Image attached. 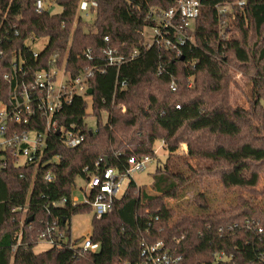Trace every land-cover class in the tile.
Segmentation results:
<instances>
[{"label": "trees", "instance_id": "obj_1", "mask_svg": "<svg viewBox=\"0 0 264 264\" xmlns=\"http://www.w3.org/2000/svg\"><path fill=\"white\" fill-rule=\"evenodd\" d=\"M42 1L38 12L37 0H0V101L10 103L15 83L4 76L19 58L27 79L55 67L72 77L90 71L92 95H75L56 112L41 163L20 165L0 151V264H142L143 244L157 242L169 264H264V206L255 201L264 195V186L256 189L264 175V0H202L194 42L180 46V55L165 45L173 36L151 47L144 36L154 26L149 11L162 14L176 0H98L88 16L81 0ZM30 37L47 39L37 58ZM107 49L138 54L117 68L108 65ZM230 66L251 86L248 108L229 102ZM46 121L39 114L10 130L44 131ZM60 129L84 140L67 147ZM157 141L169 153L185 145L186 157L158 165L149 187L132 179L105 215H94L97 251L75 248L81 239L36 252L49 227L71 238L72 217L92 211L88 201L72 202L78 177L107 168L124 173L132 157L156 158ZM205 177L255 195L219 210L201 195L194 213L168 204Z\"/></svg>", "mask_w": 264, "mask_h": 264}, {"label": "built area", "instance_id": "obj_2", "mask_svg": "<svg viewBox=\"0 0 264 264\" xmlns=\"http://www.w3.org/2000/svg\"><path fill=\"white\" fill-rule=\"evenodd\" d=\"M238 4L241 6L244 1H240ZM44 8L43 1L37 0V11L41 12ZM97 8L98 0H81L79 10L80 13L88 16L90 11ZM201 8L202 0H176V6L162 14L157 13L154 9L150 10L149 19L154 23L150 30L154 34V39L152 43L146 40V47L161 44L166 36H173L175 42L167 39L165 45L167 48L176 50L177 55H180V46L187 42H194L191 32L200 16ZM229 8L227 6L223 8V11L225 12ZM105 40L107 41L108 38ZM40 41L34 42L33 37H30L29 45L35 58L42 51L35 49ZM103 52L107 56L108 65L117 68H120L126 61L133 60L138 54L137 51H134L126 57L119 55L117 50L107 49ZM89 54L90 50L85 53V57L90 58ZM24 62L22 58L14 61L13 72L4 76V79L15 83V86L10 103L6 104L0 101V151L8 159L11 158L20 165L41 163L48 134L57 128V124L53 120L56 112L62 108L64 103H70L75 95L86 94L91 77L90 71L72 77L65 68L55 67L36 71L30 76V79H27L23 74ZM122 85L124 86V83ZM171 89L175 90L174 84L171 85ZM39 114L47 120L44 131L31 130L21 134L10 130L11 124L27 125ZM59 132L63 133V143L67 147H76L84 140V137L73 135L70 131L65 132L60 129ZM152 160L149 156L140 159L132 157L129 159V168L124 173L107 168L102 173L89 176L87 180L88 194L85 196V201L90 203L94 214L97 217L105 215L111 208L114 198L124 194V181L128 178L133 179L135 174L142 173ZM6 162L7 159L1 162V166L5 167ZM47 180H52L51 173L47 174ZM65 202L66 199H62L52 205L61 206ZM74 242L65 231L60 230L56 225L49 227L40 236V243H44L48 247L67 243L73 247ZM143 247L144 261L142 264H169L172 261V257L164 249L162 242L151 245L143 244ZM75 248L81 249L80 251H97L99 245L92 243L90 238H87L78 243Z\"/></svg>", "mask_w": 264, "mask_h": 264}, {"label": "rangeland", "instance_id": "obj_3", "mask_svg": "<svg viewBox=\"0 0 264 264\" xmlns=\"http://www.w3.org/2000/svg\"><path fill=\"white\" fill-rule=\"evenodd\" d=\"M55 10L59 11V8L56 7ZM144 36L149 43H152L154 34L149 28L144 30ZM46 45L47 39H42L35 49L38 51L42 50L46 47ZM230 73L232 80L229 83V102L235 107L241 106L248 108V96H250L251 88L250 84H248V80L243 76L242 72L235 67L230 66ZM122 110L124 111V108ZM104 120L105 117H103L102 121L104 122ZM87 122L92 128H95V118L89 116L87 118ZM186 149V146L183 145L177 152L169 153L166 148H164L162 141H157L154 145L156 158L149 163L148 167L142 173L135 174L133 176L134 181L142 187H149L152 184V178L156 173L157 166L159 165L164 167L167 163H180V161L186 157ZM181 168L183 170L186 169L182 165ZM261 178L262 179L256 189H262L264 186V175H262ZM131 180L132 179L128 178L124 181L125 190ZM87 194V180L82 177H78L76 180V187L71 196L73 204H83ZM252 194L255 195L251 189L225 188L217 178L205 177L203 181H195L189 187L185 188L179 200L170 199L168 200V204L171 207L180 209L182 212L194 213L197 209V203L200 201L199 196L201 195L205 197L212 210H219L234 205L239 196L250 197ZM255 201L264 206V195L258 196ZM94 215V212L91 211L89 213L78 214L72 217L70 221L72 241L90 238L92 234V219ZM47 249L48 245L40 243L35 250L36 252H40Z\"/></svg>", "mask_w": 264, "mask_h": 264}, {"label": "water", "instance_id": "obj_4", "mask_svg": "<svg viewBox=\"0 0 264 264\" xmlns=\"http://www.w3.org/2000/svg\"><path fill=\"white\" fill-rule=\"evenodd\" d=\"M87 94L92 95V89H88Z\"/></svg>", "mask_w": 264, "mask_h": 264}]
</instances>
